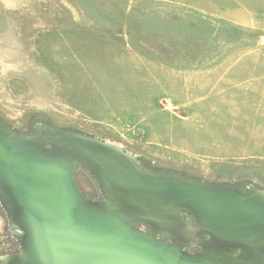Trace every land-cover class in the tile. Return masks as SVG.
I'll return each mask as SVG.
<instances>
[{
  "label": "rangeland",
  "instance_id": "374dc122",
  "mask_svg": "<svg viewBox=\"0 0 264 264\" xmlns=\"http://www.w3.org/2000/svg\"><path fill=\"white\" fill-rule=\"evenodd\" d=\"M0 120L264 188V0H0ZM81 188L100 198L83 168ZM0 206V254L18 250Z\"/></svg>",
  "mask_w": 264,
  "mask_h": 264
},
{
  "label": "water",
  "instance_id": "95a60500",
  "mask_svg": "<svg viewBox=\"0 0 264 264\" xmlns=\"http://www.w3.org/2000/svg\"><path fill=\"white\" fill-rule=\"evenodd\" d=\"M86 169L102 199L78 184ZM0 264H264V188L153 169L119 143L0 120ZM188 215L190 218H188Z\"/></svg>",
  "mask_w": 264,
  "mask_h": 264
},
{
  "label": "flooded vegetation",
  "instance_id": "af4514ba",
  "mask_svg": "<svg viewBox=\"0 0 264 264\" xmlns=\"http://www.w3.org/2000/svg\"><path fill=\"white\" fill-rule=\"evenodd\" d=\"M79 168H82V167H79ZM78 168V169H79ZM84 169V168H83ZM86 170V169H85ZM87 171V170H86ZM88 172V171H87ZM89 173V172H88ZM233 186H238V185H233ZM239 187H241L242 189H246L247 188V186L246 187H242V186H239ZM101 194V193H100ZM93 199H97V198H93ZM99 200L100 199H102V195H100V198H98ZM188 218H190V216L188 215ZM191 219V218H190ZM4 228H6L8 231H9V228H8V222H7V226H5ZM9 233H10V231H9ZM10 235H11V233H10ZM11 237H12V235H11ZM13 239H15L14 237H12ZM16 240V239H15ZM18 243V242H17ZM11 253V252H10Z\"/></svg>",
  "mask_w": 264,
  "mask_h": 264
}]
</instances>
